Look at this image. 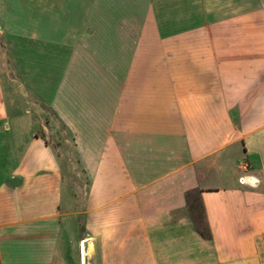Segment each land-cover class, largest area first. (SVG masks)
<instances>
[{
  "label": "crops",
  "instance_id": "obj_1",
  "mask_svg": "<svg viewBox=\"0 0 264 264\" xmlns=\"http://www.w3.org/2000/svg\"><path fill=\"white\" fill-rule=\"evenodd\" d=\"M106 2L0 0V264H264V41ZM39 102L83 187L19 106Z\"/></svg>",
  "mask_w": 264,
  "mask_h": 264
},
{
  "label": "rangeland",
  "instance_id": "obj_2",
  "mask_svg": "<svg viewBox=\"0 0 264 264\" xmlns=\"http://www.w3.org/2000/svg\"><path fill=\"white\" fill-rule=\"evenodd\" d=\"M150 1L156 17L155 21L164 34L182 30L184 41L192 40L199 43L264 41V20L261 21V18L264 19V0ZM130 4V0L127 3L117 2V0H107L106 2L108 9H119V11L124 9L131 12L133 8L130 7ZM6 21L9 26L13 24V19L8 18ZM199 51L204 52L203 50ZM3 52L8 58L11 57V51ZM19 106H23L25 112L30 111L25 117L27 121L34 124H45L44 128L38 130V134L44 136L46 141L56 149L61 150V152L58 151L60 160L66 170L71 169L72 181H79L83 187L85 179L82 174H78L81 168L73 145L72 133L42 103H36L33 107H31V103ZM63 150L69 152V156L65 159L61 156ZM190 209L196 222L201 223V207L196 197H193Z\"/></svg>",
  "mask_w": 264,
  "mask_h": 264
},
{
  "label": "trees",
  "instance_id": "obj_3",
  "mask_svg": "<svg viewBox=\"0 0 264 264\" xmlns=\"http://www.w3.org/2000/svg\"><path fill=\"white\" fill-rule=\"evenodd\" d=\"M199 204H200V202H199ZM195 228L200 233V235H202L203 237H205V238H208L209 237L208 230H207V226L206 225H202V222L201 223H197L196 222Z\"/></svg>",
  "mask_w": 264,
  "mask_h": 264
},
{
  "label": "water",
  "instance_id": "obj_4",
  "mask_svg": "<svg viewBox=\"0 0 264 264\" xmlns=\"http://www.w3.org/2000/svg\"><path fill=\"white\" fill-rule=\"evenodd\" d=\"M240 182L241 183H248V182H246L245 180H243V177H241V179H240ZM256 184V183H255ZM254 183H251V185H255Z\"/></svg>",
  "mask_w": 264,
  "mask_h": 264
}]
</instances>
